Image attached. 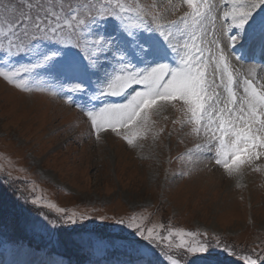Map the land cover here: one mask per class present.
Here are the masks:
<instances>
[{"label":"rangeland","instance_id":"rangeland-1","mask_svg":"<svg viewBox=\"0 0 264 264\" xmlns=\"http://www.w3.org/2000/svg\"><path fill=\"white\" fill-rule=\"evenodd\" d=\"M196 3L202 14L211 8L207 20L200 22L184 0H133L131 23L136 22L137 14L178 21L189 13L188 30L196 31L198 44L215 52L216 45L209 42L214 32L219 35L222 30L219 47H224L230 20L223 14L233 5L230 0ZM0 17H5L0 22L9 18L7 14ZM262 23L264 7L242 31L233 30L239 40L226 50L234 54L228 57L227 72L239 80L240 87L235 90L240 95L246 77L257 85L264 84V62L256 61L260 55L264 57ZM116 27L117 22L109 17L94 32L111 38ZM146 35L164 43L158 33ZM44 48L60 53L52 65L15 85L0 76V264H170V258L177 260L160 249L180 250L177 245L181 239L193 244L213 242L208 255L221 259V264H246L241 256L264 264V158L256 161L255 167L241 165L237 175L229 176L212 159V153L197 149L205 143L202 136L174 123L186 118L173 108L150 109L151 131L135 136L133 145L110 129L97 136L88 110L126 103L125 97L93 99L103 87V74L97 72L91 74L90 85L85 83L86 93H72L69 100L67 89L72 81L63 80L61 73L67 55L48 42ZM250 48L256 53H250ZM73 49L80 53V64L86 66L84 54ZM203 58L211 79L215 60L207 50ZM31 59L20 54L6 63L0 53V67H19ZM168 62L176 67L178 60L170 55ZM103 66L107 68L108 61ZM219 78L220 70L216 69L217 81ZM133 88L142 90V86L132 85L127 92L132 93ZM33 200L38 203L33 204ZM61 215L73 216L79 222L49 223ZM82 216L86 219L80 220ZM137 225L145 235L151 228L158 240L160 236L165 239L159 247L151 244L137 234ZM190 232L199 235H184ZM52 240L57 250L51 249L52 243L46 247ZM217 241L222 242L220 247L215 246ZM224 246L230 251L225 252ZM110 253L116 256L109 257Z\"/></svg>","mask_w":264,"mask_h":264},{"label":"snow or ice","instance_id":"snow-or-ice-1","mask_svg":"<svg viewBox=\"0 0 264 264\" xmlns=\"http://www.w3.org/2000/svg\"><path fill=\"white\" fill-rule=\"evenodd\" d=\"M18 2L19 7L12 0L7 4L0 0V16L7 14L9 17L6 22H0V53L6 63H11L12 58L20 54L32 59L19 67H0V76L8 82L15 85L18 80L55 62L60 53L44 48V42L77 48L84 54L87 65L69 58L61 66L63 80L72 81L67 89L69 100L72 93H86L85 83L90 85L91 74L97 72L103 74V87H99L98 95H94L93 99L110 95L124 96L126 100L123 104H105L98 110H88L87 116L97 136L110 129L133 145L135 136L151 131L150 109L156 106L155 111L158 112L173 108L186 118L174 123L188 126L192 134L202 136L205 143L197 145V149L212 153V159L226 169L229 176L237 175L241 165L247 163L255 167V162L264 158V84L257 85L253 78L246 77L243 80V95H240L235 90L240 87L239 80H234L232 72H227L230 63L228 57L234 54L226 51L229 47L234 48L239 40L233 30L242 31L253 14L264 7V0H230L233 7L223 14L226 21L230 20L228 35L223 40L224 47H219L224 35L222 30L219 35L214 32V39L209 42L216 45L215 52L198 44L196 31L188 30L191 28L187 22L189 13L178 21H167L162 17L158 19L147 13L144 16L137 14L133 24V15L121 0H103L102 3L85 0L84 4H77L75 8L69 3L67 9L61 0L59 13L54 4L46 6L42 0L39 3L33 0ZM184 2L193 9L192 15L200 22L211 15L210 7L207 13L202 14L196 0ZM109 17L117 22V27L115 36L106 38L94 32V29ZM260 31L264 40V23L260 25ZM146 33H158L164 43ZM206 50L215 60L211 79L206 72L207 61L203 58ZM170 55L177 58L176 67L168 62ZM234 58L240 60L239 56ZM104 61H108L107 68L103 66ZM138 64L147 66L138 67ZM216 69L220 70L219 81L216 79ZM132 85H140L142 90L133 88L134 94L128 93ZM32 203L38 201L33 200ZM57 211L64 212L63 209ZM78 222L70 215H61L55 221H49L53 225ZM136 232L158 247L165 239L160 236L158 240V234L151 228L147 229L145 235L139 225ZM184 235L194 237L199 233ZM221 244L217 241L215 246L220 247ZM177 247L183 249L182 255L189 256L204 255L213 245L208 241L193 244L181 239ZM223 250L230 251L228 246H224ZM136 251L139 252L138 249ZM232 254L236 253L232 251ZM240 259L246 264H257L250 256H241ZM170 264L179 262L170 258Z\"/></svg>","mask_w":264,"mask_h":264},{"label":"trees","instance_id":"trees-1","mask_svg":"<svg viewBox=\"0 0 264 264\" xmlns=\"http://www.w3.org/2000/svg\"><path fill=\"white\" fill-rule=\"evenodd\" d=\"M24 205H26V203H24ZM21 210H22V209H21ZM49 243H52L53 245H56V243L54 242V240L50 241ZM211 243H213V242H211ZM182 251H183V250H182ZM182 253H183V252H181L180 254L182 255ZM259 263L262 264L263 261H260V260H259Z\"/></svg>","mask_w":264,"mask_h":264}]
</instances>
